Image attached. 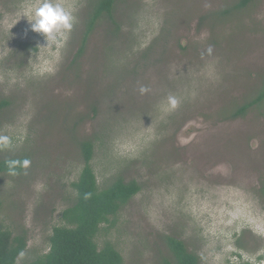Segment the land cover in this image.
<instances>
[{
  "label": "rangeland",
  "instance_id": "374dc122",
  "mask_svg": "<svg viewBox=\"0 0 264 264\" xmlns=\"http://www.w3.org/2000/svg\"><path fill=\"white\" fill-rule=\"evenodd\" d=\"M239 1L116 0L120 29L99 22L69 71L94 0H58L75 23L47 45L27 20L41 0H0V99L10 101L0 136L11 140L0 157L31 161L26 173L0 174V223L26 232L15 264L48 252L75 198L77 138L91 134L101 137L91 161L99 188L119 177L140 185L101 224L99 248L109 242L123 264H172L174 237L198 264L258 254L264 264V99L228 118L264 88V0Z\"/></svg>",
  "mask_w": 264,
  "mask_h": 264
},
{
  "label": "trees",
  "instance_id": "16d2710c",
  "mask_svg": "<svg viewBox=\"0 0 264 264\" xmlns=\"http://www.w3.org/2000/svg\"><path fill=\"white\" fill-rule=\"evenodd\" d=\"M116 0H94L90 11L83 21V30L79 46L67 65L70 70H78L77 65L86 46L88 36L94 27L101 21L108 19L120 29L112 18L114 2ZM251 0H240L236 8H243ZM105 22V21H104ZM24 51L29 45H21ZM35 49V48H34ZM33 49V50H34ZM36 50V49H35ZM74 65H76L74 67ZM72 67V68H70ZM74 67V68H73ZM77 74H75L76 76ZM264 99V88L256 97L239 106L228 118H237L246 113L248 107ZM10 104L5 98L0 99V113ZM92 111L96 113V109ZM83 119V117L81 118ZM77 121L72 123L76 128ZM101 141L99 135L91 134L77 138L76 144L82 158V168L77 180L72 183L75 190L73 203L63 209L61 219L63 225L54 226L49 237L48 252L37 257L27 264H123L121 253L109 242L99 248L96 236L101 224L110 223L118 211L140 190L136 180L125 181L116 178L105 188H99L97 176L92 167V158L97 142ZM25 156L0 157V174L8 173L7 160H23ZM17 169V172H22ZM264 186L261 188V193ZM1 202V201H0ZM24 230L13 234L0 223V264H15L17 257L25 250L27 245ZM168 238V246L172 252V264H198L196 255L187 250L183 241L174 237ZM165 264H171L164 262Z\"/></svg>",
  "mask_w": 264,
  "mask_h": 264
},
{
  "label": "clouds",
  "instance_id": "9594fccd",
  "mask_svg": "<svg viewBox=\"0 0 264 264\" xmlns=\"http://www.w3.org/2000/svg\"><path fill=\"white\" fill-rule=\"evenodd\" d=\"M27 20L30 22V31L43 34L46 45L49 41L57 42V37L67 39L68 33L71 32L75 16L71 10L66 9L58 0H41V2L27 13ZM45 45V46H46ZM211 46L207 49L208 54H211ZM150 89L145 86L139 87L141 95L149 92ZM179 101L174 96L168 97V105L171 109H175ZM11 147V140L8 136H0V149ZM6 167L8 174L15 176L18 174L17 169L25 171L30 167L31 161L27 158L23 160H7ZM258 254L253 261L244 259L243 264H259L262 262ZM238 259H242V254H236Z\"/></svg>",
  "mask_w": 264,
  "mask_h": 264
}]
</instances>
